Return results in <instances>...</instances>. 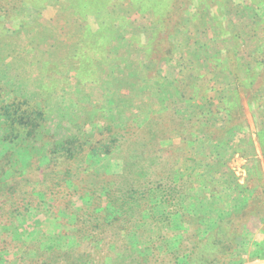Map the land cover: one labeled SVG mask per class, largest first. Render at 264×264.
<instances>
[{
    "label": "trees",
    "instance_id": "obj_1",
    "mask_svg": "<svg viewBox=\"0 0 264 264\" xmlns=\"http://www.w3.org/2000/svg\"><path fill=\"white\" fill-rule=\"evenodd\" d=\"M52 1L0 0V18L13 21L18 6L39 8ZM124 1L139 13L151 12L154 17L149 38L131 37V42L143 49L144 66H157L172 56L167 39L176 29L169 20L173 14L184 16L193 10L191 0H176V13L172 0H67L73 16L86 22L76 49L67 55L69 72L79 81L95 82L94 58L107 63L117 28H125L128 22L106 11ZM249 3L264 21V0ZM262 33L264 36V28ZM235 39L230 38L232 46ZM252 59L253 65L245 66L243 73L238 65L228 66L230 89L221 105L199 107L188 120H181L176 109L168 107L185 133L177 146H162L166 139L154 118L143 125L119 128L101 123L96 130L56 139L53 131L46 132L43 108L18 96L7 97L0 85V254L16 256L27 264H236L233 253L242 235L240 218L224 223L230 232L226 246L222 221H217V239H209L212 230H205L201 237L195 235L193 229L199 230L204 218L191 207L194 200L188 191L193 189L192 175L181 172L176 158L192 144L197 132L195 136H222L243 129L240 95L251 105L264 87V39ZM42 71L53 84L60 73L56 63H43ZM213 76L195 70L190 74L189 91H181L179 97L200 98V88L209 86ZM218 116L224 121L217 127L210 118ZM258 140L263 146L264 131L258 132ZM258 200L253 197V205ZM34 223L40 225L41 234L29 238L28 243L12 234V229L37 233ZM159 224L161 234L156 239H143L144 227ZM178 232L186 244L183 240L172 251L156 249L155 243L160 245L161 240H168L166 235ZM29 249L36 253L33 258L28 257ZM43 250L47 257L39 253L44 254Z\"/></svg>",
    "mask_w": 264,
    "mask_h": 264
},
{
    "label": "rangeland",
    "instance_id": "obj_2",
    "mask_svg": "<svg viewBox=\"0 0 264 264\" xmlns=\"http://www.w3.org/2000/svg\"><path fill=\"white\" fill-rule=\"evenodd\" d=\"M172 1L176 13L178 2ZM191 1L193 10L184 16H171L169 22L176 29L167 39L172 56L163 58L157 66H144L143 49L131 42V37L146 40L151 36L155 27L153 14H141L126 1L108 8V14L123 17L128 24L117 28L108 48L107 63L103 65L94 58L95 82L79 81L69 72L71 61L67 55L76 49L86 22L73 16L67 0H54L39 8L18 6L13 10V21L2 22L0 18V85L6 89L7 97L18 96L43 108L46 132L53 131V137L59 140L78 131L96 130L101 123L119 128L143 125L154 118L166 139L162 146L181 145L185 133L180 130V120L171 117L169 108L174 107L181 120H188L199 107L221 105L230 89L228 66L238 65L239 73H243L245 66L253 65L252 58L264 39V21L249 0ZM233 36L236 39L232 46ZM207 55L211 57L207 59ZM43 63L59 66L54 84L42 71ZM195 70L214 76L209 86L200 88V98L184 100L180 92L188 90L193 81L190 74ZM218 71L222 73L215 77ZM185 97L189 98V94ZM240 101L244 115L241 131L222 136L207 133L204 137L195 136V132L192 144L176 159L181 172L192 175L193 189L188 191L194 200L191 207L204 218L201 228L193 229V233L201 237L205 230H212L208 231L209 239L215 240L217 221H222L226 246L230 232L224 223L229 218H240L242 235L235 243L234 262L264 264V189L260 188L264 187V145L258 140V132L264 131V87L251 105L242 94ZM222 121L220 116L210 118L217 127ZM253 197L259 199L255 205ZM33 225L37 233L32 229H12V234L28 243L29 238L41 234L40 225ZM161 227L147 225L143 239H156ZM166 237L168 240H161L160 245L155 243L159 252L172 251L184 240L179 232ZM20 250L22 254L24 249ZM39 253L48 256L46 251ZM27 254L33 258L36 253L29 249ZM0 264L27 263L16 256L0 254Z\"/></svg>",
    "mask_w": 264,
    "mask_h": 264
}]
</instances>
